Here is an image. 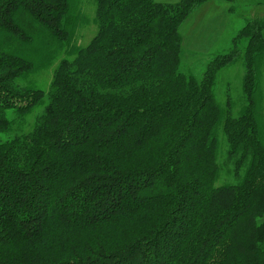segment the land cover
Masks as SVG:
<instances>
[{
	"label": "trees",
	"instance_id": "16d2710c",
	"mask_svg": "<svg viewBox=\"0 0 264 264\" xmlns=\"http://www.w3.org/2000/svg\"><path fill=\"white\" fill-rule=\"evenodd\" d=\"M208 1L95 0L98 34L76 48L81 0H0V134L43 102L17 81L69 55L33 132L0 141V264H264V20L198 80L181 28ZM241 39L249 105L233 118L213 87ZM220 123L236 184L217 187Z\"/></svg>",
	"mask_w": 264,
	"mask_h": 264
},
{
	"label": "rangeland",
	"instance_id": "374dc122",
	"mask_svg": "<svg viewBox=\"0 0 264 264\" xmlns=\"http://www.w3.org/2000/svg\"><path fill=\"white\" fill-rule=\"evenodd\" d=\"M180 0H156L158 3L173 4ZM80 11L82 20L76 31L73 46L86 47L98 34L96 23L95 0H81ZM253 20H264V0H210L193 12L181 28L183 37L180 71L202 80L210 63L218 56L230 53L233 39ZM247 39L239 42L240 56L230 66L221 69L216 77L213 94L222 114L239 118L249 105L244 91L246 75L245 52ZM66 52L60 53L53 64L47 69L23 77L17 81L21 87H30L44 92L41 105L24 116H20L15 109L9 110L6 116L12 122L9 133L0 134V141H10L16 137L29 136L40 117L44 114L49 103L50 86L57 65L68 58ZM258 120L264 138V62L259 68L258 91ZM217 139L219 143L217 162L220 168L216 186L236 184V159L229 155V145L220 123ZM245 167L239 168V175H243ZM264 222V217L260 220Z\"/></svg>",
	"mask_w": 264,
	"mask_h": 264
}]
</instances>
